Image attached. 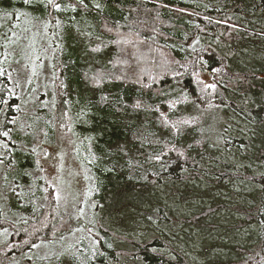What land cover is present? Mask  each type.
<instances>
[{
  "label": "trees",
  "instance_id": "1",
  "mask_svg": "<svg viewBox=\"0 0 264 264\" xmlns=\"http://www.w3.org/2000/svg\"><path fill=\"white\" fill-rule=\"evenodd\" d=\"M104 3L99 14H74L79 24L93 19L96 32L106 40L98 52L109 50L108 60L92 68L78 67V57L77 64L66 59L54 65L58 105L77 91L89 99L88 131L99 156L93 166L98 191L94 223L87 227L86 238L71 241H82L84 251L67 247L43 264H264V135H253L247 115L264 103V0ZM187 19L195 24H181L189 37L185 41L198 46L184 54L174 45V30ZM50 29L54 34L56 26ZM195 72L213 75L217 90L211 103L219 106L225 121L218 137L189 142L185 158L179 156L185 151L183 141L201 119L176 115L190 98L167 93L182 83L198 103ZM85 73H110V78L93 87ZM9 83L7 75H0V103L12 99L10 117L1 112L0 128L5 122L13 133L27 109L17 111L18 98L13 89L7 91ZM105 88L110 93H101ZM101 95L108 96L107 103L101 102ZM137 100L142 101L140 109L133 107ZM152 102L159 108L154 124L168 136L154 140V151L141 161L124 160V154L115 153L120 142L152 144L145 143L146 133L137 123L122 117L150 118ZM181 117L193 123L173 142L169 125ZM12 119L17 123L11 124ZM156 155L165 163L146 159ZM42 200L23 209L8 208L10 219L0 222V231L9 233L2 237L0 232V264H12L22 251L41 244L60 245V238L72 231L74 222L60 213L53 188L45 185ZM11 209L22 216L14 218Z\"/></svg>",
  "mask_w": 264,
  "mask_h": 264
},
{
  "label": "rangeland",
  "instance_id": "2",
  "mask_svg": "<svg viewBox=\"0 0 264 264\" xmlns=\"http://www.w3.org/2000/svg\"><path fill=\"white\" fill-rule=\"evenodd\" d=\"M21 3L22 0H0V73H4L3 75H7L9 78L10 83L7 85V91L13 89L15 97L18 98L16 108L27 109L23 120L18 121L25 132L10 133L16 144L13 145L5 138L0 137V143H9V147L13 149V155L18 157L11 167L0 166V222L10 219L8 208L21 206L23 209L27 208L25 206L27 204L28 206L38 205L39 200L43 202L45 185L53 188L60 213L67 214L74 222L72 231L60 238L59 243L62 242L65 245L63 246L62 243L60 245L41 244L28 252L22 251L24 253L18 255V258L12 263L43 264L45 259L58 254L62 249H69L67 247L84 251L85 247L80 243L82 241L74 242L81 237L86 238L84 235H87L90 230L87 227L94 223L96 204L94 205L93 198L98 192L93 166L99 162V156L93 152L94 140L88 131V128L91 127V119L86 117L88 113L92 114V111L88 110L89 99L85 94L77 91L71 98L64 99L68 103L62 102L61 105H58L54 87V65L56 61L58 64L66 59H71L74 64H77L76 57H78L80 59L78 67L92 68L104 64L108 60L110 51L106 49L105 52H101L102 54L90 51L91 48L106 45V40L96 32L92 23L93 19L79 24L77 22L79 17L77 18L76 15L74 22L76 27L88 35L76 39L66 36L62 41L60 35L62 30L56 28L53 34L50 29L51 25H55V21L47 29L44 28L45 19L52 21V16L45 15L39 23H36L32 17L41 14L31 12L29 17L20 16L21 12L28 10L27 6H21ZM12 7H15V10ZM54 15L59 17L62 22L64 21L63 24L66 25L67 17L75 14L66 12L62 15L58 13H54ZM181 24H195V22L191 19L179 21L174 30V45L185 54L196 48L198 43L193 41L194 45L190 46L185 41L189 37L186 36ZM64 31H68V29L64 28ZM103 55L105 57H102ZM71 76L72 73L68 75V78L70 79ZM212 76L202 72L194 73L196 81L194 89L199 98L198 103H195L193 95L182 83L176 84L167 93L168 97L185 94L190 98L187 104L178 107L176 115L199 116L201 119L199 127L184 139L183 143L185 144L194 138L203 136L218 137L222 131L224 116L219 107L211 103L212 95L215 92L201 91L203 88L201 81L216 83ZM63 82L65 83V79ZM91 92L95 96L98 94L93 90ZM101 93H110L109 88L103 89ZM11 100L10 97H7V104L0 103V126L3 122L1 112H5V115L10 117L8 111L12 105ZM152 103L153 109L157 108V104ZM62 112H67V116L63 120ZM149 112L152 113L150 118L134 119L133 116L128 115L123 116L122 119L137 123L140 131L146 133L145 143L152 144L157 138L161 139L168 135L166 132L158 130L154 124V118L159 112L154 110ZM80 124L83 126L82 128ZM5 125L7 126L4 122L0 132L5 130ZM34 129L36 130L35 136L25 135V133H32ZM43 132H47L48 136L45 137ZM22 144H27L28 148V151L23 154L19 151V146ZM117 145H126L131 148V151L127 156L123 155V158L125 160L127 157L132 162L141 161L140 157H146L148 152L152 153L155 149L153 144L151 147H143L142 144L130 140ZM33 148L34 152L31 151ZM0 155H5L6 159H12L3 147H0ZM13 188H15V192L11 191ZM11 211L14 218L18 219L22 216L17 209H11ZM8 234L2 232L1 236L4 237ZM72 240L74 242H71ZM74 252L77 253V251Z\"/></svg>",
  "mask_w": 264,
  "mask_h": 264
},
{
  "label": "snow or ice",
  "instance_id": "3",
  "mask_svg": "<svg viewBox=\"0 0 264 264\" xmlns=\"http://www.w3.org/2000/svg\"><path fill=\"white\" fill-rule=\"evenodd\" d=\"M21 6H27L28 10L23 11L20 13V16L23 17H29L31 12H39L41 15L40 16H35L32 17V19L36 22L39 23L41 21L42 17H45V15H50L53 17L52 21H48L45 19L44 23V28L47 29V27L55 21V26L57 29H62L60 35H61V40L67 36L71 39H76L77 37L81 36H87L88 33L83 32L80 28L76 27L75 25V20L76 16L75 15H69L67 17L68 23L67 25L63 24V22L54 15V13L58 14H64L66 12H71V13H76V14H83L85 12L91 11V10H96L97 14L101 13L104 11L105 8V3L104 0H22ZM5 16H7V13H5ZM106 30L111 32L112 29L108 28L107 25H105ZM64 28H67L68 31H63ZM91 52H98L100 49L97 48H91ZM123 51V49H122ZM214 71L220 72V69H215ZM4 73H0V75H3ZM86 77V82L90 84L93 87H101V82H103L106 78H110V73L106 77L105 74L103 73H97L91 77H88V74L85 73ZM119 79V77H117ZM243 82V81H242ZM203 84V88L201 89L202 92H208L211 90V92H216L217 90V83L212 82V83H207L204 81H201ZM62 87L66 88L67 85H64L63 82L61 84ZM11 91V90H9ZM100 100L102 103H107L108 102V96L107 95H101ZM4 104H7L8 101L4 100ZM63 103H68L67 100H64ZM254 103H260L259 101H254ZM46 106V105H45ZM134 108L140 109L142 107V101L137 100V102L133 105ZM170 108L175 107V103L169 106ZM198 107V106H196ZM211 107V105H210ZM216 107H219L218 105ZM156 112H159V108L152 109ZM19 111V109H17ZM264 112V103H260V108L255 112L253 115L251 112H249L247 115L249 116L250 123L254 125L252 128V133L253 135L261 134L264 135V117L261 116V113ZM67 116V112H62L61 117L62 120L64 117ZM194 120L198 121L199 116H196L193 118ZM165 122H167V117H165ZM11 124H16L17 121L15 119L10 120ZM193 123L192 120L184 119L183 117L177 119L175 122L171 123L169 125V134L173 138V142L175 140L176 136H180L184 134L185 131V126H191ZM20 132H25V129L21 126L19 129ZM27 136H35L36 135V130L34 129L32 133H25ZM43 135L45 137L48 136L47 132H43ZM0 137L5 138V140L9 141L11 144L15 145L16 141L13 140L10 136L9 130H7V126L5 125V130L0 132ZM191 143H186L185 144V151L179 152L180 157H185V152L189 148H191ZM0 147H3L5 149V152L8 154V156H11L12 159H6L5 155H0V166H5V167H11L14 163L15 159H18V157H15L13 155V149L9 147V143L4 142L0 143ZM176 149L173 148V151ZM19 151L20 153H24L28 151L27 144H22L19 146ZM32 152L35 151V149H31ZM131 151V148L127 147L126 145H117L115 152L116 153H123L124 155H127L128 152ZM47 155V153H45ZM190 155V153H189ZM186 158V157H185ZM146 159H154L155 161L159 163H165L163 161V158L160 155H156L153 158H146ZM27 174V173H25ZM153 175H157V173H153ZM191 173H189V176ZM11 191L15 192V188L11 189ZM58 198V197H57ZM155 251V249H153Z\"/></svg>",
  "mask_w": 264,
  "mask_h": 264
},
{
  "label": "flooded vegetation",
  "instance_id": "4",
  "mask_svg": "<svg viewBox=\"0 0 264 264\" xmlns=\"http://www.w3.org/2000/svg\"><path fill=\"white\" fill-rule=\"evenodd\" d=\"M1 138H3V137H1Z\"/></svg>",
  "mask_w": 264,
  "mask_h": 264
}]
</instances>
